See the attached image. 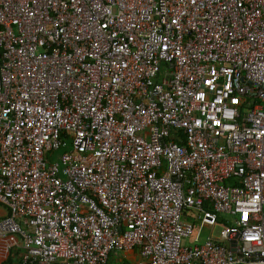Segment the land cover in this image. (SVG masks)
<instances>
[{"label":"built area","instance_id":"built-area-1","mask_svg":"<svg viewBox=\"0 0 264 264\" xmlns=\"http://www.w3.org/2000/svg\"><path fill=\"white\" fill-rule=\"evenodd\" d=\"M0 207V264H264V0H0Z\"/></svg>","mask_w":264,"mask_h":264},{"label":"crops","instance_id":"crops-1","mask_svg":"<svg viewBox=\"0 0 264 264\" xmlns=\"http://www.w3.org/2000/svg\"><path fill=\"white\" fill-rule=\"evenodd\" d=\"M9 213L6 209L0 207V221L7 218ZM198 227V226H197ZM206 227L200 229L197 238L199 241H204L208 235ZM193 241H195V235L193 237ZM5 246L7 247L6 252V261L3 264H18L20 257V250L17 249L16 245L19 244V238L15 236H11L4 241ZM2 252H0V255ZM142 258L137 249L128 252L126 255L113 253L109 256L107 264H137L141 261Z\"/></svg>","mask_w":264,"mask_h":264},{"label":"rangeland","instance_id":"rangeland-1","mask_svg":"<svg viewBox=\"0 0 264 264\" xmlns=\"http://www.w3.org/2000/svg\"><path fill=\"white\" fill-rule=\"evenodd\" d=\"M224 217H225V215H219L217 225L211 231L209 229H207L206 235H208V236L211 235V237L213 239H219L220 232L222 231V226H224L221 224V219ZM194 235H195V233H194ZM194 235H192L188 240H184L183 243L184 244H188V243L192 244Z\"/></svg>","mask_w":264,"mask_h":264}]
</instances>
